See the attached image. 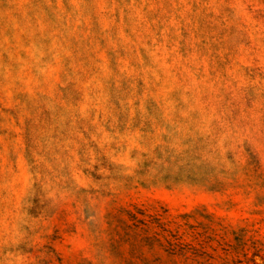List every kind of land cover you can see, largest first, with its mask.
Instances as JSON below:
<instances>
[{"label": "rangeland", "instance_id": "obj_1", "mask_svg": "<svg viewBox=\"0 0 264 264\" xmlns=\"http://www.w3.org/2000/svg\"><path fill=\"white\" fill-rule=\"evenodd\" d=\"M177 228L264 236V0H0V264H181Z\"/></svg>", "mask_w": 264, "mask_h": 264}, {"label": "trees", "instance_id": "obj_2", "mask_svg": "<svg viewBox=\"0 0 264 264\" xmlns=\"http://www.w3.org/2000/svg\"><path fill=\"white\" fill-rule=\"evenodd\" d=\"M234 240L236 244L226 241L224 237L217 240V246L224 250L225 256L222 258L217 254V247L213 253H209L206 244L198 243L192 232L177 228L168 232L164 249L181 264H264V236L241 229ZM235 253H238L237 259Z\"/></svg>", "mask_w": 264, "mask_h": 264}]
</instances>
